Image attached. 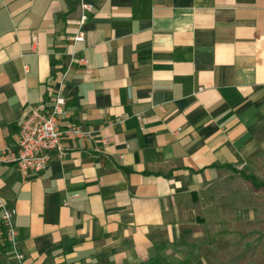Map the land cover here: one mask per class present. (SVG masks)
<instances>
[{"label":"crops","instance_id":"obj_1","mask_svg":"<svg viewBox=\"0 0 264 264\" xmlns=\"http://www.w3.org/2000/svg\"><path fill=\"white\" fill-rule=\"evenodd\" d=\"M58 93L91 135L0 161L19 264L230 262L207 215L264 217V0H0V155Z\"/></svg>","mask_w":264,"mask_h":264},{"label":"built area","instance_id":"obj_2","mask_svg":"<svg viewBox=\"0 0 264 264\" xmlns=\"http://www.w3.org/2000/svg\"><path fill=\"white\" fill-rule=\"evenodd\" d=\"M91 10L92 5L81 2V16L79 28L74 35L75 41L84 39L83 25L87 21V13ZM66 74L67 72L64 76ZM66 103L65 96L58 93L51 105L41 104L34 107L21 122L17 148L0 155V161L16 163L23 173L44 172L50 166L52 151L64 153L63 138L66 134H73L77 137L90 136L91 133L83 130L76 121L68 120L65 125H62ZM0 211L16 258L19 263H23L24 255L19 251L16 241L14 213L1 196Z\"/></svg>","mask_w":264,"mask_h":264},{"label":"rangeland","instance_id":"obj_3","mask_svg":"<svg viewBox=\"0 0 264 264\" xmlns=\"http://www.w3.org/2000/svg\"><path fill=\"white\" fill-rule=\"evenodd\" d=\"M222 204V201L220 203ZM224 207V206H223ZM232 214H215L209 213L207 215L210 222L225 221L238 222L231 230L216 231L208 230L210 237L213 239L219 238L220 253L218 257L221 259H230L228 264H264V225L259 229V225L264 224V217L258 220H235ZM235 220V221H234ZM245 224L246 226H244ZM6 231V234H5ZM252 239V241L247 239ZM8 239V231L5 222L2 219L0 211V246L3 247ZM262 253L260 258L259 254ZM1 264H19L16 258L13 247L8 248L7 251L0 250Z\"/></svg>","mask_w":264,"mask_h":264},{"label":"trees","instance_id":"obj_4","mask_svg":"<svg viewBox=\"0 0 264 264\" xmlns=\"http://www.w3.org/2000/svg\"><path fill=\"white\" fill-rule=\"evenodd\" d=\"M244 176L247 179L251 180L255 186L264 187V182L259 181L255 175H253V174H244ZM5 234H6V231H5ZM6 236H7V234H6ZM11 247H12V244H11V241L9 240V238H8L7 242L5 243V245L3 247L0 246V250L7 251L8 248H11Z\"/></svg>","mask_w":264,"mask_h":264}]
</instances>
